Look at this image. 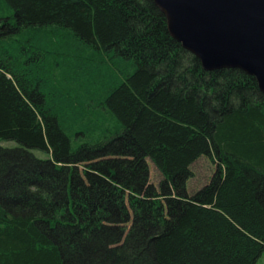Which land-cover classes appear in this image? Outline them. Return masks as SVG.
Returning a JSON list of instances; mask_svg holds the SVG:
<instances>
[{"label":"trees","instance_id":"16d2710c","mask_svg":"<svg viewBox=\"0 0 264 264\" xmlns=\"http://www.w3.org/2000/svg\"><path fill=\"white\" fill-rule=\"evenodd\" d=\"M126 138L168 181L208 152L217 165L127 258L120 242L103 248L69 190L83 154ZM0 140L18 144L0 146V264H257L264 252V94L241 70L205 71L153 0H0Z\"/></svg>","mask_w":264,"mask_h":264},{"label":"rangeland","instance_id":"374dc122","mask_svg":"<svg viewBox=\"0 0 264 264\" xmlns=\"http://www.w3.org/2000/svg\"><path fill=\"white\" fill-rule=\"evenodd\" d=\"M0 146L16 148L18 144L0 140ZM33 153L39 158H48L42 151L35 150ZM208 153L185 177L179 176L172 181L163 178L130 138L104 152L83 154L71 171L69 190L73 211L83 221L92 216L97 218L93 229L104 249H107L108 244L120 242L124 245L121 248L123 256L130 257L147 238L162 231L170 223L169 217L173 219L175 216L179 196H191L210 181L217 165L213 153ZM143 173L151 177L148 183L143 182ZM98 179H102V182L106 180L109 187H93L92 184ZM170 182H174L179 191H166L164 185ZM148 185L150 189L147 190L145 188ZM161 196H175L176 199H168L171 203L167 202L163 206L154 201ZM105 223L108 225L106 228L103 227ZM127 224L129 227L135 226L128 228L130 233L122 232L124 228L121 225ZM257 264H264V252Z\"/></svg>","mask_w":264,"mask_h":264},{"label":"water","instance_id":"95a60500","mask_svg":"<svg viewBox=\"0 0 264 264\" xmlns=\"http://www.w3.org/2000/svg\"><path fill=\"white\" fill-rule=\"evenodd\" d=\"M205 71L238 69L264 94V0H153Z\"/></svg>","mask_w":264,"mask_h":264}]
</instances>
